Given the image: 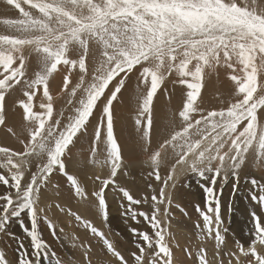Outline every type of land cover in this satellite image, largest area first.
<instances>
[{
    "label": "snow or ice",
    "instance_id": "obj_1",
    "mask_svg": "<svg viewBox=\"0 0 264 264\" xmlns=\"http://www.w3.org/2000/svg\"><path fill=\"white\" fill-rule=\"evenodd\" d=\"M3 3L19 17L2 21L7 32L0 33V128L20 147L0 146V235L18 224L29 243H19L14 259L0 250V264H43L45 259L65 264L40 230L44 222L59 238L49 216L55 212L98 238L109 264H178L170 209L181 178L189 174L209 181L203 185L204 206L195 205L194 228L200 241L215 242L213 258L203 246L195 264H264V183L250 181L249 240L237 239L231 249L223 191L216 187L218 180L227 183L231 177L235 193L250 159L264 169V0ZM221 74L229 87L217 90L215 106H206V81ZM57 75L61 83L54 93ZM133 84L137 147L148 169L139 195L119 182L134 161L115 131L116 107ZM167 84L181 86V104L168 110L162 124L157 99L166 94ZM81 139L90 146L83 166L92 172L88 179L96 187L91 191L69 165ZM57 175L69 186L68 197L93 206L104 222L107 193L115 189L126 202L120 204L125 216L136 224L142 219L151 232L130 228L125 254L100 227L59 202L63 185L53 182ZM72 239L82 250L80 264H93L91 242ZM184 252L193 258L188 248Z\"/></svg>",
    "mask_w": 264,
    "mask_h": 264
},
{
    "label": "rangeland",
    "instance_id": "obj_2",
    "mask_svg": "<svg viewBox=\"0 0 264 264\" xmlns=\"http://www.w3.org/2000/svg\"><path fill=\"white\" fill-rule=\"evenodd\" d=\"M1 17L3 19L6 18L5 16L2 15ZM5 30L7 32V28H5ZM0 33H1V29H0ZM56 77L57 78H55V80L60 78L59 75H57ZM212 78H214V80H212ZM212 78L206 81L207 82L206 85L208 83H209L208 86L211 85L209 86L210 88L205 86V89L202 93V95L208 93L210 98L211 97L213 98V99L211 98L210 99L211 101L208 102L209 103L208 105L210 107L212 105L215 106L217 104V100L215 96L217 95V90L221 89L222 87L225 90H227V87H229L227 83H223L224 81H222V78H217L215 76H213ZM170 87L168 88L169 91L177 88H178L177 90L180 91L181 89V87H173V85L171 84ZM57 88L58 87H56L52 83L51 90L54 93H56ZM160 96L162 98V103L160 105L161 110L158 109V111L160 117L164 119L172 103H174L175 105L181 104V93L171 94L170 100L168 98V94L160 95ZM62 103H63L62 98L60 101L59 99L58 101H56V105L58 106V108L61 106ZM135 103L136 100H135L134 85H133L132 87L129 88V91L125 93V99L122 105H124L127 108V110H129L130 112L133 110L132 105ZM116 129L117 128L115 127V131ZM118 138L121 143L122 141L120 140L121 132H119ZM3 140L4 142H6V146L17 149L20 147L18 141L14 137H12L11 134L7 133ZM89 148H90L89 142L85 139H81L76 144V147L73 149V159L69 162V165H70V169L73 172H75L80 177V179L85 183L87 190L91 191L93 188L96 187V185H93L91 181L88 179V177L91 176L92 172L90 169L85 168L83 166L84 159L89 155ZM125 155L126 157L133 160L134 163L130 168L129 175L120 177L119 180L120 184L122 186H127L131 188L137 195H139L142 193L144 189L145 178L147 175V171L145 172L146 167L143 166L140 162L142 157H136L133 154H129L128 152H125ZM252 179H256L260 183H264V169L257 168L254 162L250 159L247 163V166L241 170L239 183H238V190L235 193H233V188H232V185L235 183V181L231 177H229L227 183H222L219 180L217 181V185H216L217 189L218 190L222 189L223 191V195L220 197V199L222 203V218L224 220V227L228 229V232L225 235H226V246L229 249L234 247L235 240L237 239L241 240L242 242L247 241V238L244 237L245 235H248L249 229L251 227L248 213L252 208V203L250 201V195H251L250 189L252 188L250 181ZM53 182L60 183L61 185H63V196L60 198L59 202H61L64 205L70 206L73 211L77 212L82 217L91 220L97 227H100L101 230L105 231L106 234L109 236V238L113 240L117 248L122 252H124L125 254L127 253L128 248L131 247L130 244L131 235L129 232L130 228L137 227L142 230L151 232L150 226L146 222H143L142 219H141V223L136 224L135 222L132 221L130 216H125L124 209L120 207V204L126 202L121 200L120 194L115 189L110 188L108 190L107 200L109 203V219L107 222H104L96 214V210L93 206H90L86 202L78 201L68 197L67 190L69 186L64 182V178L57 175L53 180ZM208 183L209 181L207 180H200L199 178L193 177L189 174L182 177L181 182L177 187L176 195L174 198V204L173 207L170 209V211L172 215L175 217V219L172 220L171 231L175 234L176 237V239L172 241V246L174 247L175 258L178 261V264H195V253L196 251L199 250L200 247L203 246L207 247L209 253V259L211 260L213 258L212 254L214 252L215 242L200 241L198 239V234L196 233V230L194 228V223L199 219V216L195 211V205L199 204L201 207L204 206L205 193H204L203 185H206ZM192 185L195 186L196 188L195 187L193 188ZM228 191L230 195L229 197H227ZM49 195L52 196L53 198L55 197L54 192L50 191ZM224 199L226 200L229 199V200L226 201ZM227 202H231L232 204L231 203L227 204ZM176 204H179L180 207L184 208L188 215L185 216L180 211V208L175 206ZM140 210L150 211V209L147 208V206H141ZM49 216L54 220V223L56 224L59 238H55L51 235L50 230L48 229L47 225L44 222H41L40 230L42 232L43 238L51 245L52 250H54L57 253V256L60 259H62L65 262V264H80L82 260V255H81L82 250L71 246L69 242H67L68 240H73L72 239L73 236L79 238L77 241H75V243L91 242L92 246L94 245L93 246L94 251L92 254L93 264H109V256L105 254V249L103 248L102 243L98 240V238L93 237L88 230L83 228L82 225L76 222L74 218L59 212H55L54 214L49 213ZM24 218L25 217H23V219ZM26 219H24V221L26 222L25 224L27 225L29 221L28 218ZM61 227L64 228L65 230L64 233H59V229ZM11 232L9 235H0V239H1L0 250L8 253V255L6 253L5 254L9 259L15 258V256L18 254V245L20 242H23L25 245L29 243L28 238L26 237L25 233L19 227L18 224L12 225ZM233 234H236L238 238L232 237ZM177 244L179 245L178 248L175 247V245ZM185 248H188L190 251L193 252L192 259H189L186 256L184 252ZM43 264H49V260L45 259L43 261ZM51 264H55V260H52Z\"/></svg>",
    "mask_w": 264,
    "mask_h": 264
},
{
    "label": "bare ground",
    "instance_id": "obj_3",
    "mask_svg": "<svg viewBox=\"0 0 264 264\" xmlns=\"http://www.w3.org/2000/svg\"><path fill=\"white\" fill-rule=\"evenodd\" d=\"M0 29H1V33H5L6 32V30H5V26L3 25V23H2V21L4 20L2 17H1V15L2 16H5L6 18L5 19H15V18H18L19 17V14H18V12L14 9V8H12L11 6H8V5H6V4H4L3 3V0H0ZM57 78V77H56ZM220 78H222V81H224V79H223V75L221 74V77ZM212 80H214V78H212ZM60 83H61V77L60 78H58V79H56L54 82H53V84L56 86V87H58L59 85H60ZM207 83V82H206ZM219 83V82H218ZM223 83H225V82H223ZM209 84V83H208ZM208 84L206 85L207 87H209V86H211V85H209L208 86ZM213 84V83H212ZM168 85V84H167ZM224 85V84H223ZM226 85V84H225ZM169 87H170V84H169ZM172 87V86H171ZM170 87V88H171ZM214 87V86H213ZM222 87V86H221ZM210 88V87H209ZM208 88V89H209ZM218 88V87H217ZM220 88V87H219ZM228 88V87H227ZM167 89V88H166ZM213 89V88H212ZM176 90V89H175ZM167 91V90H166ZM215 91V90H214ZM180 92V91H179ZM178 92V93H179ZM216 92V91H215ZM175 93V92H174ZM181 93V92H180ZM173 94V93H172ZM213 95H215V94H213ZM204 96V100H205V105L206 106H209L208 104V102L209 101H211L210 99L212 98H210V96H209V94L208 93H205V95H203ZM212 96V95H211ZM216 96V95H215ZM164 97V96H163ZM169 98V97H168ZM172 98H174V97H172ZM213 99V98H212ZM61 99H59V101H60ZM162 100V99H161ZM58 101V100H57ZM167 102V101H166ZM169 102V101H168ZM165 103V102H164ZM170 103V102H169ZM166 105H168V104H166ZM57 106V105H56ZM213 106V105H212ZM58 107V106H57ZM166 107V106H165ZM210 107V106H209ZM126 109V111L123 113V112H119V111H116V115L118 116H120L118 119L117 118H115V127L119 130L120 129V127L122 126V125H124V124H126V120L128 119V117L129 118H132V122H134L135 121V115H136V109L135 110H132V111H130L129 112V110H127V108H125ZM165 109V108H164ZM159 110H161V109H159ZM168 110V109H167ZM129 112V113H128ZM133 112H135V113H133ZM123 113V114H122ZM133 113V114H132ZM18 120H19V117L18 116H16L15 117V121L18 123ZM129 122V121H128ZM131 123V122H130ZM164 123V122H163ZM131 125V124H130ZM132 125H134V124H132ZM127 127V126H126ZM124 128V127H123ZM5 129H3V128H1L0 129V140H1V137H2V133H3V131H4ZM120 131V130H119ZM123 131H125V132H134V133H136L135 132V126H132V129H130V128H124L123 129ZM133 133V134H134ZM129 135V134H128ZM128 137V136H127ZM137 141V140H136ZM128 142V141H127ZM125 143V142H123V141H121V144L123 145V147H124V152H132V153H135L136 155L138 154V151H137V149H138V147H137V144H135V145H132V146H129L128 145V143ZM4 146H5V144H4ZM132 153H129V154H132ZM127 156H128V154H127ZM146 171H148V169L146 168L145 169V172ZM127 178V177H126ZM182 179V178H181ZM188 179V178H187ZM119 180H120V178H119ZM120 182V181H119ZM187 182H188V180H187ZM187 184V183H186ZM220 184V183H219ZM130 185V184H129ZM221 185V184H220ZM230 185H232V184H230ZM229 185V186H230ZM193 186V185H192ZM229 186H227V187H229ZM185 187V186H184ZM195 186H193V188H194ZM196 188V187H195ZM189 189H190V187H189ZM188 189V190H189ZM192 189V188H191ZM231 190V189H230ZM186 191V190H185ZM227 191V190H226ZM191 193V192H190ZM200 193V192H199ZM228 193V196L227 197H229L230 195H229V191L227 192ZM230 194H232V193H230ZM203 195V194H202ZM227 195V194H226ZM224 198H225V196H224ZM232 198V197H231ZM231 198H229V199H231ZM180 199V198H179ZM228 199V200H229ZM224 200H226V199H224ZM228 200H226V201H228ZM225 201V202H226ZM228 203H231V202H227V204ZM232 204V203H231ZM237 205H238V203H237ZM27 217H25L24 219H26ZM27 220V219H26ZM26 223V222H25ZM29 223V222H28ZM43 227H44V225H43ZM44 229V228H43ZM12 233V232H11ZM46 233V232H45ZM232 237H237V235L236 234H233L232 235ZM238 238V237H237ZM244 238H247V241L249 240V236L248 235H245V237ZM1 240V239H0ZM246 241V242H247ZM67 242H69V244L71 245V246H73V243H74V241L73 240H68ZM66 242V243H67ZM65 245V244H64ZM94 246V245H93ZM6 253V252H5ZM7 255H8V253H6ZM11 258H13V257H11ZM14 259V258H13Z\"/></svg>",
    "mask_w": 264,
    "mask_h": 264
},
{
    "label": "crops",
    "instance_id": "obj_4",
    "mask_svg": "<svg viewBox=\"0 0 264 264\" xmlns=\"http://www.w3.org/2000/svg\"><path fill=\"white\" fill-rule=\"evenodd\" d=\"M134 85V84H133ZM173 87H181L180 85L178 86V85H175V86H173ZM166 94L168 93V91H169V84L168 85H166ZM178 89V88H177ZM170 90L169 91V93H173V94H178V92H179V90ZM162 91H165V90H162ZM175 92V93H174ZM181 92V91H180ZM179 92V93H180ZM162 98H161V96H160V94H158V99H157V101H158V103H157V108L158 109H160V105H161V103H162V100H161ZM180 106V104H177V105H175L174 103H172L171 104V106L169 107V109L170 108H174V107H179ZM126 107L124 106V105H122V104H120V105H118L117 107H116V111H119V112H125L126 111V109H125ZM132 108H133V110H135L136 109V103L135 104H133L132 105ZM122 113V114H123ZM129 113V112H128ZM133 113H135V112H133ZM132 113V114H133ZM120 116L118 115H116V118L118 119ZM129 121V122H128ZM133 120H132V118H129L128 117V119L125 121L126 122V124H124V125H122L121 127H120V131L118 130V129H116V134H117V136L119 135V132H121V139L120 140H122L123 142H127L128 143V145H135V144H137V134L136 133H134V132H125V131H123V129L124 128H130V129H132V126H135V125H132V124H134V122H132ZM131 122V123H130ZM162 122H164V119L161 117V123ZM131 124V125H130ZM127 126V127H126ZM124 127V128H123ZM134 133V134H133ZM7 134V132H6V130H4L3 131V133H2V137H1V140H0V144H1V146H4V144H5V146H6V142H4V137H5V135ZM129 134V135H128ZM4 136V137H3ZM128 136V137H127ZM137 151H138V154L136 155L135 153H132V152H128V153H132L134 156H136V157H141L140 155H139V149H137Z\"/></svg>",
    "mask_w": 264,
    "mask_h": 264
}]
</instances>
